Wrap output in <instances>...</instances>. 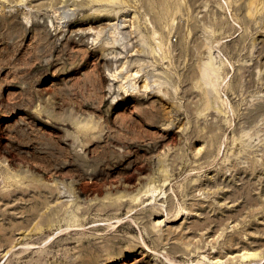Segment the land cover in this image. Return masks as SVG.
Wrapping results in <instances>:
<instances>
[{
  "label": "rangeland",
  "instance_id": "1",
  "mask_svg": "<svg viewBox=\"0 0 264 264\" xmlns=\"http://www.w3.org/2000/svg\"><path fill=\"white\" fill-rule=\"evenodd\" d=\"M0 264H264V0H0Z\"/></svg>",
  "mask_w": 264,
  "mask_h": 264
},
{
  "label": "bare ground",
  "instance_id": "2",
  "mask_svg": "<svg viewBox=\"0 0 264 264\" xmlns=\"http://www.w3.org/2000/svg\"><path fill=\"white\" fill-rule=\"evenodd\" d=\"M254 169H255V167H254ZM148 188H149V187H148ZM214 246H215V245H214ZM255 254H257L256 251H244V252L241 254V256L243 255L242 257H246V256L248 257L249 255L252 256V255H255Z\"/></svg>",
  "mask_w": 264,
  "mask_h": 264
}]
</instances>
